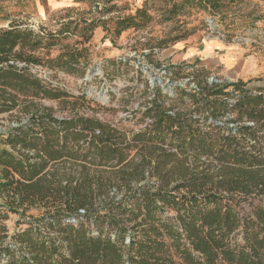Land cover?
Masks as SVG:
<instances>
[{"label": "trees", "instance_id": "16d2710c", "mask_svg": "<svg viewBox=\"0 0 264 264\" xmlns=\"http://www.w3.org/2000/svg\"><path fill=\"white\" fill-rule=\"evenodd\" d=\"M80 1L100 17H68L54 30L16 19L0 27V113L24 116L0 133V264H264V84L208 82L213 71L202 65L169 64L163 73L186 70L192 85H176L168 104L152 87L141 113L149 123L127 133L38 107L81 101L30 71L82 74L96 27L114 43L153 13L159 21L185 7L213 15L238 0H142L125 14L118 0ZM66 35L79 39L51 57ZM36 204L42 211L26 215ZM9 213L17 215L11 232Z\"/></svg>", "mask_w": 264, "mask_h": 264}, {"label": "rangeland", "instance_id": "374dc122", "mask_svg": "<svg viewBox=\"0 0 264 264\" xmlns=\"http://www.w3.org/2000/svg\"><path fill=\"white\" fill-rule=\"evenodd\" d=\"M58 2L0 0V21L8 16L35 29L42 27L54 30L58 28L59 22L68 17H100L96 10L92 11L87 5L59 8L55 6ZM135 2L139 4V1ZM118 3L127 7L120 14L133 12L135 3H126L124 0H118ZM153 15L155 18L148 26L138 30L127 29L118 38H114V43L102 27H96L89 42L85 44L88 47L87 57L79 65L83 68L82 74L66 73L45 66L31 67L30 71L46 83L65 90L81 101L72 108L69 104L64 105L55 100L40 99L35 100L38 107L49 108L58 117L73 114L95 117L129 133L143 129L149 123V118L141 113L152 97V87H160L165 103L168 104L170 100L167 97L173 94L176 85H192L181 76L186 73L185 69L180 76L163 73L169 64L205 63L206 67L214 70L206 77L208 82L240 78L250 80L251 87L264 84V77H261L264 76L263 1L238 0L213 15L195 7H185L169 21H159V14ZM109 25L112 26V23ZM215 38L225 44L223 52L244 59L242 67L219 68L218 50L212 48L215 52L213 55L200 52L202 47L219 45L209 41ZM78 39V35L60 36L56 46L50 49V56L57 55L63 45H74ZM158 39H167L168 43L164 47L152 49ZM192 49L198 51L189 58ZM72 97L67 99L72 100ZM23 119L21 109L0 113V133L17 126ZM42 209V205L27 206L25 214L38 215ZM16 219V214L9 213L5 221L9 232L13 230Z\"/></svg>", "mask_w": 264, "mask_h": 264}, {"label": "crops", "instance_id": "0c3cea01", "mask_svg": "<svg viewBox=\"0 0 264 264\" xmlns=\"http://www.w3.org/2000/svg\"><path fill=\"white\" fill-rule=\"evenodd\" d=\"M128 3H135V6H141L142 4V0H137L139 1V4L135 2V0H124ZM71 5H84V6H89L91 8V2H88V1H80V0H59V2L55 5L59 8H63V7H66V6H71ZM4 20L3 21H0V27H5L8 25V23L13 20V18L11 17H8V16H5L3 18ZM209 40V39H208ZM211 42H216L217 44L219 45H213V47H202L201 49V53L204 54V55H210V54H215V52L213 51L212 48L218 50L220 53H218V62L220 63V66L219 68H230L232 67V69L236 68V67H242L243 66V61L244 59L242 60L241 59H237L232 53L230 52H223L225 49H226V46L225 44L221 41V39L219 38H215V40H209ZM196 51H198L197 49H192L191 53L188 54L189 58L193 57L196 53ZM203 61V60H202ZM206 61V60H205ZM227 61H230V62H227ZM204 62V61H203ZM173 64H176V63H173ZM205 63H201V64H198V65H202L204 67H206V65H204ZM233 64V65H232ZM208 70L212 71L210 68L206 67ZM251 67H248L247 69H250ZM214 71V70H213ZM236 80V79H235Z\"/></svg>", "mask_w": 264, "mask_h": 264}]
</instances>
